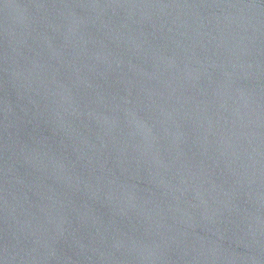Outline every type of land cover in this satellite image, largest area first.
Returning <instances> with one entry per match:
<instances>
[{"label":"water","instance_id":"water-1","mask_svg":"<svg viewBox=\"0 0 264 264\" xmlns=\"http://www.w3.org/2000/svg\"><path fill=\"white\" fill-rule=\"evenodd\" d=\"M0 264H264V0H0Z\"/></svg>","mask_w":264,"mask_h":264}]
</instances>
